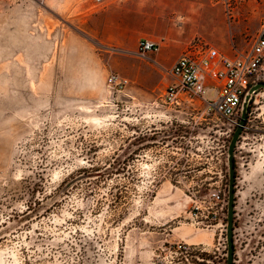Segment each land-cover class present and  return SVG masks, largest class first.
I'll use <instances>...</instances> for the list:
<instances>
[{
  "label": "rangeland",
  "instance_id": "obj_1",
  "mask_svg": "<svg viewBox=\"0 0 264 264\" xmlns=\"http://www.w3.org/2000/svg\"><path fill=\"white\" fill-rule=\"evenodd\" d=\"M263 19L264 0H0V264H226V213L196 223L227 188L235 129L201 100L164 106L174 56L150 69L136 45L232 57ZM109 74L127 80L117 96ZM248 120L233 264L264 259V105ZM177 242L187 256L170 254Z\"/></svg>",
  "mask_w": 264,
  "mask_h": 264
},
{
  "label": "built area",
  "instance_id": "obj_2",
  "mask_svg": "<svg viewBox=\"0 0 264 264\" xmlns=\"http://www.w3.org/2000/svg\"><path fill=\"white\" fill-rule=\"evenodd\" d=\"M157 49L158 45L155 42L146 39L137 42V53L142 57ZM168 75L172 83L164 88L161 97L164 106L180 107L186 101L192 103L193 99L201 100L205 102V112L216 114L230 128L235 129L239 121L242 101L249 88L257 83H264V19L250 47L244 53L230 57L216 48L193 43L173 62ZM126 85L127 80L117 75L109 74L106 78V88L111 95L117 96L122 93ZM208 88L216 91L217 96L214 101H207L203 96ZM258 104L264 105L263 88L257 89L250 96L245 125L236 146L240 140L248 138L249 133L255 132L249 125L248 118L251 107ZM226 204L227 188L211 189L208 194L206 215L196 224L203 227L211 226L209 224L217 215V209L213 208L215 206L219 211L224 212L222 214L225 218ZM199 210L198 205L193 207L194 217L197 218ZM225 227L226 223L222 224V229L219 231L223 249L226 247ZM189 249L190 246L177 242L170 254L187 256Z\"/></svg>",
  "mask_w": 264,
  "mask_h": 264
},
{
  "label": "water",
  "instance_id": "obj_3",
  "mask_svg": "<svg viewBox=\"0 0 264 264\" xmlns=\"http://www.w3.org/2000/svg\"><path fill=\"white\" fill-rule=\"evenodd\" d=\"M259 88L264 89V83H257L251 86L244 96L241 104V111L238 124L232 134L227 148L226 165L228 169L227 182V204H226V227H225V243H226V264H233L234 246H233V230H234V203H235V168H234V149L238 141V137L245 125L249 99L251 94Z\"/></svg>",
  "mask_w": 264,
  "mask_h": 264
},
{
  "label": "crops",
  "instance_id": "obj_4",
  "mask_svg": "<svg viewBox=\"0 0 264 264\" xmlns=\"http://www.w3.org/2000/svg\"><path fill=\"white\" fill-rule=\"evenodd\" d=\"M143 39V38H142ZM141 40V39H139ZM156 43V42H155ZM157 44V43H156ZM161 47L159 49H157L155 52L153 53H149L152 55V57H149V60L152 59V62L154 63H151V62H145V65H147V67H149L150 69H158L159 68H163L165 69L166 67H164L163 65V62L165 61V59L168 58V56L170 54H173V59L170 61V67L172 66L173 62L178 58L179 55L176 56V54L172 53L170 50H169V45H168V42L167 41H162L161 43ZM158 45V44H157ZM137 47V45H136ZM137 49V48H136ZM148 55V54H147ZM145 57V56H144ZM169 67V68H170ZM138 76H140L139 74H137ZM141 77V76H140ZM170 84V83H169ZM167 86V85H166ZM238 203V201L236 202ZM234 217L236 218V220H240L241 221V209L239 207V204L238 206L234 207ZM241 224V223H240ZM240 231L241 233V225L238 229L234 228L233 230V246H234V249H237L235 246L237 244V231ZM241 252V250H240ZM233 256H241L237 253V251L234 252V255ZM251 264H264V259L261 258V259H258V261L256 262H252Z\"/></svg>",
  "mask_w": 264,
  "mask_h": 264
}]
</instances>
